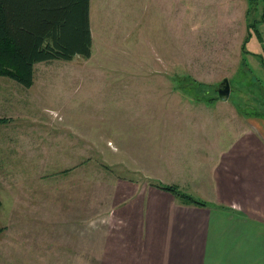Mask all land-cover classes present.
Returning <instances> with one entry per match:
<instances>
[{
  "label": "rangeland",
  "instance_id": "rangeland-1",
  "mask_svg": "<svg viewBox=\"0 0 264 264\" xmlns=\"http://www.w3.org/2000/svg\"><path fill=\"white\" fill-rule=\"evenodd\" d=\"M229 1L92 0L90 59L36 65L31 89L0 77V119L8 121L0 126V264H43L39 240L47 221L54 229L58 223L47 210L87 207L93 179L98 189L113 178L144 180L142 162L128 156L137 155L138 143H155L153 134H139L144 110L166 108L153 81L176 80L178 104L191 95L215 97L224 79L249 93L243 62L264 97V65L252 55L264 60V24L250 44L243 41L264 3L245 15L241 1ZM254 121L264 132L263 121ZM168 142H156L158 153ZM103 201L98 197V208Z\"/></svg>",
  "mask_w": 264,
  "mask_h": 264
},
{
  "label": "crops",
  "instance_id": "crops-1",
  "mask_svg": "<svg viewBox=\"0 0 264 264\" xmlns=\"http://www.w3.org/2000/svg\"><path fill=\"white\" fill-rule=\"evenodd\" d=\"M239 1L246 15L249 1ZM244 69L251 73L242 81L253 83V91L244 93L236 87L232 93L231 87V95L246 102L245 94L253 93V101H258L257 79ZM153 85L160 95L157 103L165 99L166 108L158 104L144 110L147 121L141 122L139 134H153L155 143L151 147L138 143L137 155L128 156L129 161L135 156L142 162L144 180L113 178L98 189L93 179L87 207L47 210L48 219L58 223L54 229L47 221L39 240L42 263L264 264V132L258 130L256 119L242 115L233 102L228 103L230 98L220 103L191 95L178 104L176 80L159 79ZM167 140L166 151L158 153L156 142ZM152 181L177 186L208 205H186ZM98 197L104 199L100 208ZM100 210H105L103 216Z\"/></svg>",
  "mask_w": 264,
  "mask_h": 264
},
{
  "label": "trees",
  "instance_id": "trees-1",
  "mask_svg": "<svg viewBox=\"0 0 264 264\" xmlns=\"http://www.w3.org/2000/svg\"><path fill=\"white\" fill-rule=\"evenodd\" d=\"M248 1L249 15L257 14L260 4L264 3V0ZM90 5L91 0H0V77L11 79L25 89H31L35 83L36 65L57 60L73 61L77 56L90 59L93 46ZM262 23L264 6L262 17L248 22L249 32L244 40L246 45L252 39V32ZM245 49L244 43L242 50ZM252 55L264 65L260 54ZM243 68H247L245 63L240 70L243 71ZM252 84L248 85L251 92ZM233 88L232 93L236 87ZM215 95L217 97H207L208 101L218 100V94ZM261 96L263 97L262 91L258 95L260 100L253 104V100L247 99L243 102L237 96L231 95L230 99L242 115L250 119H254L252 116L257 117L256 120L264 123V99ZM245 109L254 112L244 111ZM7 122L6 119H0V126ZM104 168L109 169L105 166ZM152 185L171 193L186 205H208L207 202L182 192L177 186L153 181ZM3 232L4 230H0V233Z\"/></svg>",
  "mask_w": 264,
  "mask_h": 264
},
{
  "label": "water",
  "instance_id": "water-1",
  "mask_svg": "<svg viewBox=\"0 0 264 264\" xmlns=\"http://www.w3.org/2000/svg\"><path fill=\"white\" fill-rule=\"evenodd\" d=\"M221 101H228L231 96V84L228 79H224L217 90Z\"/></svg>",
  "mask_w": 264,
  "mask_h": 264
}]
</instances>
